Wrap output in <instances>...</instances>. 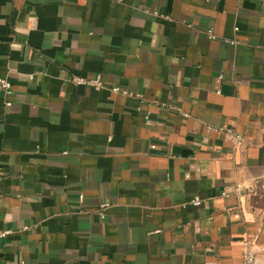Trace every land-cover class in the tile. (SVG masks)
<instances>
[{"label":"crops","instance_id":"crops-1","mask_svg":"<svg viewBox=\"0 0 264 264\" xmlns=\"http://www.w3.org/2000/svg\"><path fill=\"white\" fill-rule=\"evenodd\" d=\"M0 76V264H264V0H0Z\"/></svg>","mask_w":264,"mask_h":264},{"label":"built area","instance_id":"built-area-1","mask_svg":"<svg viewBox=\"0 0 264 264\" xmlns=\"http://www.w3.org/2000/svg\"><path fill=\"white\" fill-rule=\"evenodd\" d=\"M236 29V28H234ZM207 35L209 38H213L214 35L212 34L211 30L208 29L207 30ZM230 44H234L235 41H230ZM72 81L76 84H83V85H88V86H92L96 89H99L102 87V83L100 81L99 76H96L95 78H90V79H86L83 77H79V76H74L72 77ZM0 90H2L4 93H6L7 95H10L12 93V88H11V84L10 82L4 78L0 76ZM112 90L114 92H120V93H127L126 91H121L119 90V88L115 87L112 88ZM11 102L7 101L6 105H10ZM241 139V135L240 134H232V140L234 142H239ZM79 198L81 199L82 196H79ZM192 203L194 205H198L200 203V200L198 198H194V200L192 201ZM107 207V203H101L99 205L98 208V214L103 217L104 216V212L105 209ZM11 231L9 229H2L0 230V238L5 237L6 235H8ZM241 264H255V252L250 248L249 244L247 241L243 242V251H242V261Z\"/></svg>","mask_w":264,"mask_h":264}]
</instances>
